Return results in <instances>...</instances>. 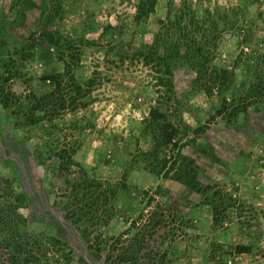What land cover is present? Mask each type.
<instances>
[{
    "label": "rangeland",
    "instance_id": "374dc122",
    "mask_svg": "<svg viewBox=\"0 0 264 264\" xmlns=\"http://www.w3.org/2000/svg\"><path fill=\"white\" fill-rule=\"evenodd\" d=\"M169 1L154 0L153 11L138 16L140 0H0V89L32 87L35 95L10 107L0 98V200L14 204L23 191L19 212L27 221L19 229L64 241L68 264H107L88 248L83 228L102 245L158 205L179 235L142 264H264V0H188L212 19L223 16L214 61L234 71L224 102L193 88L183 48L168 58L170 97L144 62L165 36ZM46 29L55 38L44 42ZM56 73H65L59 83ZM160 100L173 128L190 127L180 141L181 178L127 164L126 153L150 144L141 121ZM81 177L101 185L72 191ZM116 183L124 187L113 199ZM64 207L76 210L79 233Z\"/></svg>",
    "mask_w": 264,
    "mask_h": 264
},
{
    "label": "trees",
    "instance_id": "16d2710c",
    "mask_svg": "<svg viewBox=\"0 0 264 264\" xmlns=\"http://www.w3.org/2000/svg\"><path fill=\"white\" fill-rule=\"evenodd\" d=\"M153 6L154 0H140L138 16H148L153 11ZM190 6L193 7L188 0H178V3L175 0L169 1L166 11L167 22L164 24L165 36L163 38L156 37V41L147 53L144 62L152 64V67L160 74L158 75L159 84L163 87L164 94L170 97L173 93V76L168 58H171L173 52L176 55L183 48L182 50L187 51L189 56L185 58L182 53L179 58H184L191 67L194 74L193 88L201 90L206 95L217 94L224 102L225 97L222 96V93L233 82L234 71L214 61L219 41L213 34H216L218 30V18L223 16H219L218 12L212 19L208 9L204 7L190 8ZM186 16L188 20L183 21ZM54 38L53 30L46 29L44 31V42ZM65 66L69 68V62H66ZM63 75L65 73H56L53 75V80L59 83L61 80L59 77H63ZM28 86L32 85L29 84ZM31 95L33 98L35 97L32 87L23 94H15L10 88L7 90L0 89V98L4 107L14 106L16 102L22 101V99L31 100ZM40 99L45 106L47 104L51 106L49 97L42 96ZM163 102L158 101L156 110L150 111L141 121L140 135L148 136L150 144L148 147L138 146L136 151L126 153L131 158L127 164L132 166L139 163L142 167L150 168L151 172H161L164 177L181 178L185 166L181 167L176 164L180 156L184 158L186 153L183 146L180 145V141L183 136L188 135L190 127L184 123L182 127L173 128L170 123V116L161 107ZM223 108L224 103L219 104L216 109L217 113H221ZM174 149H176L175 154L173 153ZM66 155L71 160L72 154L67 152ZM174 155L175 158L171 159ZM80 181V183L72 185V191L77 190L82 185L85 192L91 193V188L96 184H98L97 187L101 185L100 181L93 178L81 177ZM123 187L124 185H119V183L115 184V188L112 189L113 199L116 198L117 190ZM102 191L101 188L98 193H95V196L100 197ZM14 199L17 201L14 204L10 203V200H0V232L5 234V236L0 237V264H55L51 262V259L58 261L60 257L64 258L68 264L72 256L64 241L57 237L44 239L32 232L19 229V226L25 225L27 221L19 212L26 200L24 192H17ZM159 206L146 212V217H144V209L140 210L118 235L104 237L102 245L98 240L95 244L92 243L91 230L88 227L83 228L80 234L88 244V248L104 255L107 264H142L143 259L141 260V258L148 256L149 260H152L151 253L156 254L157 249L166 244L164 240H169L173 244L176 236L179 235L177 233L179 229L177 230L173 225L174 223L167 219L166 208L158 209ZM65 209V218L70 220L79 233V219L75 217L76 210L71 207ZM115 211L116 207H114ZM143 217L146 219L141 223ZM14 226L18 231L14 230ZM155 234L162 239L160 243H156L155 238L153 242H150ZM237 248L241 252H249L251 246L237 245ZM166 250L164 249L163 253Z\"/></svg>",
    "mask_w": 264,
    "mask_h": 264
}]
</instances>
